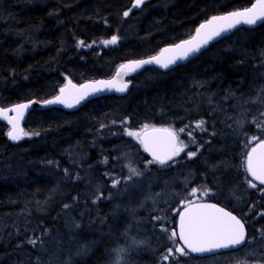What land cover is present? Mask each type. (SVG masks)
Wrapping results in <instances>:
<instances>
[{
    "label": "trees",
    "instance_id": "1",
    "mask_svg": "<svg viewBox=\"0 0 264 264\" xmlns=\"http://www.w3.org/2000/svg\"><path fill=\"white\" fill-rule=\"evenodd\" d=\"M253 1L145 0L133 8L134 0H0V106L45 100L68 79L109 77L119 63L154 55L212 15ZM114 34L118 43L105 46ZM130 81L125 96L92 98L75 111L31 110L16 141L0 122V264H114L120 248L125 264H177L161 260L167 248L175 251L161 224L177 228L180 201L192 198V188L209 189L196 196L237 214L248 239L237 251L189 253L178 264L225 263L264 244V186L248 185L245 165L258 142L249 138L264 139L256 127L264 121V22L183 65L149 66ZM151 126H187L178 135L188 147L175 163L147 164L151 158L127 135ZM129 163L141 175L125 181ZM113 179L121 183L113 187ZM256 257L264 262V253Z\"/></svg>",
    "mask_w": 264,
    "mask_h": 264
},
{
    "label": "snow or ice",
    "instance_id": "2",
    "mask_svg": "<svg viewBox=\"0 0 264 264\" xmlns=\"http://www.w3.org/2000/svg\"><path fill=\"white\" fill-rule=\"evenodd\" d=\"M145 3V0H134L133 8H139ZM132 8L128 9L123 13L124 17H128ZM258 21H264V0H255V3L251 7L245 8L243 10L229 12L222 16H213L209 20L201 23L196 29V37L191 40L183 41L179 44L170 46L171 48L179 49V55L168 57L162 59L160 56H154L147 60L130 61L125 65H121V70L117 73V77L124 73V69H128L130 72H134L139 69L142 65L155 63L160 65L164 69H168L171 65H176L178 60H186L190 55L198 53L202 46L206 45L214 37L221 36L222 33L235 28L237 25H256ZM119 37L114 34L110 39L104 40L103 44L116 45L118 43ZM95 43V42H93ZM79 45L84 46L83 41L78 42ZM91 47L92 45H86ZM170 51V48L163 49V52ZM129 82L121 81L119 84L116 78L109 81H97L95 85L85 84L81 86L78 93L72 96L71 99L73 103H68V97L65 96L66 90L64 88L60 89L61 95L56 96L52 100H48L46 104H56L64 103L68 107H73L75 104H79L91 93H98L104 89H115L119 92H124L129 87ZM71 87L75 88V85ZM28 108L27 104H17L11 109L15 111V116H7L5 109H0V116H4L8 119L12 128L7 133L8 137L13 140L21 139L22 130L18 127V121L22 118L23 111ZM206 121L199 120L195 122V128H202ZM243 126L241 122V127ZM103 127V125H102ZM256 127L261 129V135L264 136V121L257 122ZM187 126L185 128H180L179 133H185ZM155 133H162L161 136L149 137L145 132L143 135L141 133L129 132L128 135L135 136L137 140L143 144L146 151L150 152L152 159L147 161V164H159L167 165L169 162L175 163V158L180 156L182 152L188 147L187 144L183 143L179 139L178 132L171 128H157L153 129ZM38 134V133H37ZM188 136H192L191 132H187ZM252 141H258L254 147H251L247 154V171L250 173L251 177L255 181H259L261 185H264V139L258 136H252L249 138L248 144ZM248 145H246L247 147ZM186 155L191 158L197 155L196 152L188 151ZM107 158H105V163ZM128 168L129 175L124 177L125 181L131 180L134 176L141 175V172L133 167L131 163L126 165ZM67 172V170H65ZM121 183L120 179H113L112 186L116 187ZM248 185L252 188H256V183L252 179H248ZM198 191H201L202 196H208L210 194L209 189H197L192 188L189 197L195 196ZM264 191V188L261 189ZM103 193L97 196L100 199ZM184 206L183 211H178L179 216L178 229L173 228L169 232L167 228L161 224V230L168 232L167 239L174 242L175 251L172 247L166 249V253L162 255L161 260L163 262H169L170 258L172 261H176L178 264V256H188L191 253H216L218 250H235L237 246H240L246 241V230L244 223L231 212L220 208L215 204L208 203H194L191 199L186 197L184 200L180 201ZM65 208L68 205L64 206ZM154 219H161L160 217H155ZM179 238V241L176 238ZM36 239L30 240L29 243L35 245L37 243ZM142 243V242H141ZM186 249L188 251H186ZM126 250L123 248L114 250L115 261L114 264H125L123 259V253ZM243 264H247L244 261Z\"/></svg>",
    "mask_w": 264,
    "mask_h": 264
},
{
    "label": "water",
    "instance_id": "3",
    "mask_svg": "<svg viewBox=\"0 0 264 264\" xmlns=\"http://www.w3.org/2000/svg\"><path fill=\"white\" fill-rule=\"evenodd\" d=\"M255 3V0L252 2V4ZM252 4L249 6L251 7ZM248 8V7H247ZM245 8H240L239 10H243ZM233 11H238V10H231V11H227L225 13H219V14H216V15H212L211 17L213 16H222V15H225L229 12H233ZM211 17L205 19L204 21H202L201 23H204L205 21L209 20ZM262 22L264 21H258L256 25H244V24H241V25H237L235 28L231 29V30H228L224 33L221 34V36L219 37H214L212 40H210L206 45L202 46L200 51L198 53H195V54H192L189 56L188 59L186 60H178L177 64L176 65H171L168 69H164L163 67H161L160 65H156L155 63H150V64H145V65H142L139 69H137L136 71L134 72H130L128 69H124V73H127V74H121V76L117 77V73L121 70V65H125L127 64L128 62L130 61H139V60H147V59H150L151 57H154V56H160L162 59H166L168 57H173V56H178L179 55V52L180 50L179 49H175V48H171L170 46H173V45H176V44H179L183 41H187V40H191L193 39L194 37H196V29L199 27V25L201 23H199L193 33L189 36V37H186V38H183L182 40L176 42V43H172L171 45H166V46H163L159 49V51L154 54V55H150L148 57H144V58H137V59H127L125 60L124 62H121L119 63L117 66H116V69L114 71V73L110 76V77H103V78H96V79H91V80H87V81H84L80 84H77L75 82H73L72 80L68 79L67 82L65 84H63L61 87H59L58 91H57V94L55 96H52V97H49V98H46L45 100H42V101H39L37 99H30V100H24L23 102H19V103H14L8 107H3V106H0V109H5L7 110L6 111V115L7 116H15L16 113L15 111H12L11 109H13V107L17 104H27L28 105V108H26L24 111H23V115H22V118L18 121V127L22 130L21 132V137L23 136V133H24V128H23V124H24V121L26 120V116L28 115V113L31 111V110H35V109H39V110H46V108H49V107H55V108H60L62 110H65V111H75V110H78L79 108H81L82 105H84L87 101L89 100H92V98H99V97H103L104 95H117V96H125L127 94V92L130 90V86H131V81H130V78H132L133 76L137 75V73L143 71L145 68H148L149 66H153L155 67L156 69H158L159 71H169L171 70L172 68L176 67V66H179V65H183L184 63H186L187 61L195 58V56L199 55L200 53L203 52V50L206 49V47H208L210 44L212 43H215L217 42L218 40H220L221 38L223 37H226L228 36L229 34L235 32L236 30L240 29L241 27H244V28H248V29H251V28H256L258 27L259 25L262 24ZM197 39H199L198 37H196ZM165 48H170V51L168 52H163V49ZM113 78H116L117 79V82L118 84L123 81V82H129V87L126 91L124 92H119V91H116L115 89H104L102 90L101 92H98V93H91L89 96H87L84 100H82L79 104H75L73 107H68L67 104H64V103H56V104H46L45 102L48 101V100H52L54 99L56 96L58 95H61L60 93V89L61 88H64L66 90V93H65V96L68 97V103H73L71 97L72 96H75L77 93H78V90L81 89V86L85 85V84H88L90 86L92 85H95V82L97 81H109V80H112ZM72 85H75V88L71 87ZM3 122L4 124H6L9 129L11 130L12 128V124L11 122L6 119L4 116H0V122ZM157 128H168L166 126H151L150 128H145L143 129L140 133L143 135L145 132L148 134L149 137H153V136H161L163 135L162 133H155L153 132V129H157ZM9 130V131H10ZM140 142V141H139ZM141 144V142H140ZM141 146L143 147L145 153L148 155L149 158L152 159V155L150 152L146 151L143 144H141ZM255 146V145H254ZM253 146V147H254ZM250 151V150H249ZM248 151V152H249ZM247 152V153H248ZM170 163V162H169ZM246 165H247V159H246ZM250 175V173H249ZM251 176V175H250ZM252 179L255 181V179L252 177ZM257 184L260 182L259 181H255ZM261 185V184H260ZM264 186V185H262ZM194 203H208V204H215V205H218L220 208H223L225 209L226 211L228 212H231L229 209H227L226 207H223L221 205H219L218 203L214 202V201H207V200H201V201H193ZM180 211H183V208L180 209ZM233 215L237 216L241 221L242 219L237 215L235 214L234 212H231ZM243 222V221H242ZM178 223H179V216L177 218V222H176V226H177V229H178ZM244 223V222H243ZM245 225V223H244ZM245 230H246V225H245ZM247 238H248V234H247V231H246V241L245 243L247 242ZM240 245V246H237V249H240L242 248L244 245ZM235 249V250H237ZM187 250V249H186ZM235 250H218L216 253H204V254H200V253H192L193 255L197 256V257H206V256H213L215 254H221V253H226V252H229V251H235ZM188 251V250H187ZM191 253V252H189Z\"/></svg>",
    "mask_w": 264,
    "mask_h": 264
},
{
    "label": "rangeland",
    "instance_id": "4",
    "mask_svg": "<svg viewBox=\"0 0 264 264\" xmlns=\"http://www.w3.org/2000/svg\"><path fill=\"white\" fill-rule=\"evenodd\" d=\"M99 45H101V44H99ZM252 100L254 103L255 101H257V97H254V99H252ZM7 129H8L7 130V133H8L10 130L8 126H7ZM143 129H145V128L143 127V128L135 129V130L130 129L128 131V133L129 132L140 133ZM128 133H127V135H128ZM24 135H25V132H24L23 136L21 137V139L24 137ZM128 137L131 138L135 143H138L140 145L139 140H137L135 136L128 135ZM201 199H203L202 196H196V195L192 196V198H191L192 201L201 200ZM262 253H264V244H262V246H258L256 244H251V245H249V248L246 249L244 252L238 253L237 255H234L232 257L226 256V258H227L226 262L225 263H218V264H243L244 261H247V264H264V262H262V261L261 262L256 261V259H257L256 256L261 255Z\"/></svg>",
    "mask_w": 264,
    "mask_h": 264
},
{
    "label": "bare ground",
    "instance_id": "5",
    "mask_svg": "<svg viewBox=\"0 0 264 264\" xmlns=\"http://www.w3.org/2000/svg\"><path fill=\"white\" fill-rule=\"evenodd\" d=\"M36 99V98H35ZM38 100V99H37ZM39 101H42V100H39Z\"/></svg>",
    "mask_w": 264,
    "mask_h": 264
}]
</instances>
